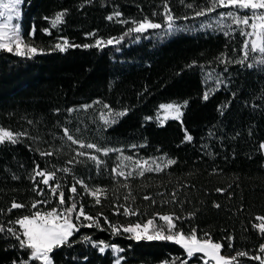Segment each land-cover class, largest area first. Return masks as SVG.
Returning <instances> with one entry per match:
<instances>
[{"label": "trees", "instance_id": "obj_1", "mask_svg": "<svg viewBox=\"0 0 264 264\" xmlns=\"http://www.w3.org/2000/svg\"><path fill=\"white\" fill-rule=\"evenodd\" d=\"M165 3L172 23L186 27L220 12L219 7L207 11L212 0H23L24 31L33 27L29 42L43 52L29 57L0 49V128L26 133L15 144H0V209L4 210L0 224L18 229L8 222L36 211L31 208L33 201H50L38 205L40 211L58 206L57 198L43 184L44 195L33 190L30 177L35 164L56 172L55 182L50 183L61 185L66 200L62 207L69 206L74 196L86 213L103 214V230L81 227L71 238V246L54 249V264H113L111 249L101 254L83 242L84 236L123 248L121 263L171 264L176 260L179 264L187 260L202 264V254L188 258L171 241L113 235L103 219L116 225L144 223L157 213L181 217L177 227L185 232L196 228L201 238L210 234L227 256L238 251L260 255L264 235L253 224L258 223L256 216L264 215V153L259 148L264 140V66L247 67L257 61L251 53L244 64L238 63L244 59L242 25L159 30L168 22ZM200 11L204 15L196 14ZM61 12L65 13L63 22L53 26ZM116 12L121 15L115 16ZM144 18L161 27L125 35L134 27L133 21ZM120 37L121 43L106 44ZM65 38L74 45H94L97 39L105 44L69 47L64 52L55 49ZM206 89L210 97L204 101ZM184 101L188 103L182 109L183 125L170 119L160 126L154 119H145L153 117L163 102ZM125 109L127 114L115 117L114 124L105 125L100 118L101 114L108 116L109 110ZM65 128L85 144L119 151L103 155L80 148L67 139ZM184 129L193 137L191 142H183ZM40 152L53 155L41 156ZM78 152L97 155L103 163L98 167ZM121 155L160 160L164 170L145 171L140 176L137 168L126 179L112 171L119 166ZM167 159L176 163L165 167ZM66 167L69 172L60 171ZM77 180H83L89 190L104 189L101 203L96 204L79 184L77 192L70 193ZM218 188L224 191L217 192ZM13 200L26 207L7 212ZM121 205L137 210L138 215H124ZM27 259V250L14 237L0 233V264ZM238 260L239 264H259L246 257Z\"/></svg>", "mask_w": 264, "mask_h": 264}, {"label": "snow or ice", "instance_id": "obj_2", "mask_svg": "<svg viewBox=\"0 0 264 264\" xmlns=\"http://www.w3.org/2000/svg\"><path fill=\"white\" fill-rule=\"evenodd\" d=\"M23 0H9V3H0V9L5 11H0V18L3 19V22H0V49H6L9 52L15 51L17 55L20 56H34L36 54L42 53V49H38L34 46L24 44L21 36L19 34V24L11 23L14 18H19V5ZM217 7L229 8V9H239L245 12L244 15L239 13L235 14L232 11L221 14L222 16H228L233 18V22L236 25H244L249 27L251 31L242 32L243 35L250 37L252 39L245 40L243 44L244 59L238 61V63L244 64V61L248 58L249 53H258L260 59L256 61V64H248L247 67L252 68L255 66H264V0H212V6L207 9V11H214ZM7 12V14H6ZM250 12L251 16L247 15ZM15 16H13V14ZM164 14L166 15L168 21V28L172 29L173 16L171 15V10L168 8L167 3L164 5ZM197 15H204V11L196 13ZM65 13H57L55 19L52 21L53 26L63 22V17ZM121 13L116 12L115 16L119 17ZM108 20H112V16L107 17ZM121 23H127V21H121ZM135 27L130 28L127 34L132 32L135 33H144L148 29H158L161 27L160 24L154 23L148 18H144L142 21L136 22L133 21ZM47 32L48 30L45 29ZM34 34V33H33ZM50 34V33H49ZM94 35V34H89ZM123 37L108 39L106 41L107 45H112L113 43L119 44ZM105 44L104 41L97 39L94 45H74L70 44L69 41L65 38L62 42L55 45V49L64 52L69 47H101ZM14 45V47H13ZM227 60H221V63H227ZM221 83L220 80L216 81L217 86ZM210 97V92L205 91L202 99L207 101ZM95 103H100L96 101ZM187 101H184L183 104L178 103H165L159 105V108L163 111V117L157 116L160 126H163L164 123L168 120L179 121L183 125L182 117L184 115L182 109L187 106ZM84 108L90 107V105L82 106ZM105 108H109L108 105H104ZM127 114V109L112 113L109 110L108 116L101 114V119L105 125H111L116 123L115 117H123ZM145 119L151 120L152 117H146ZM184 141L191 142L193 137L188 134L187 129H184ZM21 135H26V133H14L11 130L0 128V144L5 142H10L15 144L18 142V137ZM64 135L69 141H72L73 144H79L80 148L94 149L97 153H103V155H108L110 151H119L118 149H109L101 148L93 143H83L73 138L67 128L64 129ZM133 147H136L133 145ZM259 148L264 150V142L260 143ZM41 156H51L52 152H40ZM79 156H88V159L94 161L99 167L103 161L97 155L86 154L85 152H78ZM125 159L132 160L131 156L125 157ZM68 163H72L69 161ZM136 167L139 169L138 175L143 176L145 171L148 172H161L163 167L159 163H156L155 160L153 163L155 167H145L148 164V161H134ZM176 163L174 159H167L165 167L171 166ZM63 172H69V168L60 169ZM118 176L125 177L126 179L132 175L131 172L125 173L122 169L116 168L112 170ZM18 179V177H13ZM39 178V179H37ZM30 179L34 183L33 190L37 192V195H44V189L40 188V184L46 186L52 197L57 198L58 206L53 207L47 211L38 210V205H46L50 201L48 200H39L33 201L31 208L37 209L36 211L31 212L29 215H23L15 219L14 221H9V224L18 225V229L14 227H7L4 224H0V233H7L14 237L21 249L27 250L28 259L27 260H14L12 264H29V261H39L40 264H54L52 259V253L54 249L71 246V238L77 232H79L81 227L87 228H99L103 230L100 223L101 217L103 214H98L97 216L90 215L85 212L83 204L79 206L75 202L74 196L70 197L73 201L69 206L62 207L66 204L65 193L60 191L61 185L57 182L55 186H52L50 182H55L56 172L42 169L39 164H35L33 168V175ZM81 185L88 193L95 198V203H101V195L104 194L105 190L97 188L95 190H89L87 185L84 184L83 180H77L69 188V192L75 194L77 192L76 185ZM127 187V185H125ZM217 192L224 191L223 189H216ZM175 197V193H173ZM127 200L128 197H125ZM145 200H152L151 197L145 196ZM155 203V201H152ZM216 208H219V204L214 205ZM26 205L23 203H18L15 200L12 201L10 208L7 209V212L11 213L15 209L25 208ZM123 208V214L126 216L138 215V211L127 206L121 205ZM3 209H0V213H3ZM191 215H195L192 213ZM156 217H159V220L164 222L165 226L158 225L156 223ZM104 222L111 229L113 235H121L122 233L130 234L129 238L134 240H167L179 245L186 253L188 258H192L196 254H202L200 259L202 264H239L238 257H246L250 260L258 261L259 264H264V243L259 246L260 255H249L246 251H238L235 255L225 256L222 254L223 245L220 242H215L211 238L210 234L204 233L203 238L198 236L196 228H191L185 232L182 228L177 227V221L181 219L179 216L174 214H159L153 218L148 219L145 223H131L128 225H116L103 217ZM255 220L258 223L253 224V227L258 230L259 233L264 235V215L256 216ZM83 221H87L84 223ZM229 241L232 240V237H227ZM83 242L90 243L92 247L98 249V251L103 254L106 250L111 249V251L116 255L115 264H121L124 257L120 256L119 253L124 252L125 250L115 244H110L104 240L93 241L91 237L84 236ZM232 247L231 243L228 245ZM86 259V258H85ZM165 264H168L166 261ZM171 264H177L176 260H173ZM179 264H188L187 260H180Z\"/></svg>", "mask_w": 264, "mask_h": 264}, {"label": "rangeland", "instance_id": "obj_3", "mask_svg": "<svg viewBox=\"0 0 264 264\" xmlns=\"http://www.w3.org/2000/svg\"><path fill=\"white\" fill-rule=\"evenodd\" d=\"M0 3H9V0H0ZM219 8H220L219 9L220 12H218L216 14H213V15H208L207 14L206 16H203L204 18H202L201 20H196V22H194L195 25H193V26H187L186 27V26H183L181 24H173L172 23L173 27H172V29H169L168 28V22H167L165 24V26H163L159 30H162V31H165V32L169 33V32H173L174 30H177V29H189L190 31H193V30L196 31V30H199V29L224 28V27H228L231 24H235V23L233 22V18L232 17L222 16L221 14L227 13L228 11H232L234 13V15L237 14V13H239L240 15H244L245 14V12L243 10H239V9H229V8H222V7H219ZM0 11H5V10L4 9H0ZM19 12H20L19 18L18 19L14 18L11 23L19 24V26H20L19 27V34H20L21 39L23 40L24 44H28V45L34 46V47L39 49V47H37V46L33 45L31 42H29V37H31L32 34H33V27L31 26L28 29V31H24L23 25L21 23L22 3L19 5ZM6 14H7V12H6ZM12 14H13V16H15L14 13H12ZM247 15L251 16V13L248 12ZM0 22H3L2 18H0ZM242 26L244 28V32L251 31V29L249 27H246L244 25H242ZM134 27H135V25H134ZM25 32H26V34H25ZM130 35L131 34H127L126 36H130ZM250 39H252V38L245 36V40H250ZM62 40H59L57 43L62 42ZM13 47H14V45H13ZM13 52H15V51H13ZM251 55L254 56L255 60H259L261 58L258 53H251ZM206 91H208V90L206 89ZM165 103H177V102H163L161 104H165ZM161 104H159V105H161ZM178 104H180V103H178ZM163 115H164L163 111L158 106L157 111H156L155 115H153L152 119H154L155 121L159 122L157 120V116L162 118ZM262 142H264V140ZM262 151L264 153V150H262ZM125 157H127V156L121 155L120 160H119V166L117 167L119 169H122L125 173H129V172L132 173L133 171H135L137 169L134 161H140V162L148 161V164L145 165V167H155V164L153 163L154 159H145V158H143V159H136L135 160L133 158L132 160H128V159H125ZM155 162L161 164L160 160H155ZM90 190H95V189H90ZM156 223L158 225L165 226L164 222L159 220V217H158V219H156ZM125 225H128V224H125ZM215 242H217V241H215ZM116 255L117 254L114 253L113 264H115ZM223 255H225V254H223ZM225 256H227V255H225ZM37 264H40V262L38 261ZM121 264H126V263H121Z\"/></svg>", "mask_w": 264, "mask_h": 264}]
</instances>
